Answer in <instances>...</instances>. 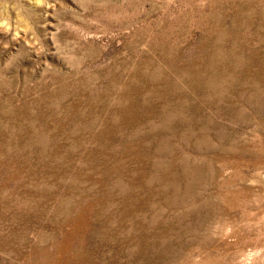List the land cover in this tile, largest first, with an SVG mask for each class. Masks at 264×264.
Wrapping results in <instances>:
<instances>
[{
    "label": "rangeland",
    "instance_id": "374dc122",
    "mask_svg": "<svg viewBox=\"0 0 264 264\" xmlns=\"http://www.w3.org/2000/svg\"><path fill=\"white\" fill-rule=\"evenodd\" d=\"M0 264H264V0H0Z\"/></svg>",
    "mask_w": 264,
    "mask_h": 264
},
{
    "label": "bare ground",
    "instance_id": "6f19581e",
    "mask_svg": "<svg viewBox=\"0 0 264 264\" xmlns=\"http://www.w3.org/2000/svg\"><path fill=\"white\" fill-rule=\"evenodd\" d=\"M241 258H242V255H241Z\"/></svg>",
    "mask_w": 264,
    "mask_h": 264
}]
</instances>
